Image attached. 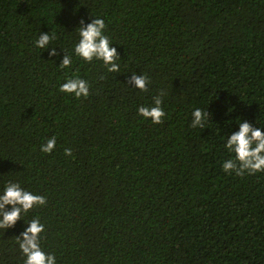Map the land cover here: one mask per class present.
Masks as SVG:
<instances>
[{"label": "trees", "instance_id": "1", "mask_svg": "<svg viewBox=\"0 0 264 264\" xmlns=\"http://www.w3.org/2000/svg\"><path fill=\"white\" fill-rule=\"evenodd\" d=\"M93 16L118 73L72 54ZM40 31L69 68L34 47ZM73 74L87 97L59 91ZM154 96L159 124L136 111ZM240 118L264 128V0H0V188L46 198L22 219L44 224L56 264H264V172L221 170ZM24 222L0 229V264H23Z\"/></svg>", "mask_w": 264, "mask_h": 264}, {"label": "clouds", "instance_id": "2", "mask_svg": "<svg viewBox=\"0 0 264 264\" xmlns=\"http://www.w3.org/2000/svg\"><path fill=\"white\" fill-rule=\"evenodd\" d=\"M77 28L79 38L73 46L72 54L86 63L93 60L100 61L107 72L118 73L120 55L105 34L104 20L94 17L90 22L85 23L81 19ZM53 39L54 37L49 32L40 31L33 42L34 47L46 50L50 57H59L58 66L60 68H69L72 55L66 54L62 48L51 47L50 43ZM148 83L149 79L145 74H132L129 80L130 87L140 91H145ZM59 91L72 94L77 98L87 97L89 84L85 79L73 74L67 76L65 82L60 84ZM162 103L161 96H154L151 105H141L136 109L137 114L153 124H159L165 116L164 109L161 107ZM209 114L207 110L194 108L191 112L190 127L203 128ZM237 125L235 131L226 134L224 147L233 155L221 162V170L226 174L234 172L238 176L245 172L248 174L264 172V128L256 127L241 118ZM55 145L56 137H50L40 145V151L50 153ZM64 154L70 156L71 150L65 149ZM45 203L44 196L23 188L19 182L6 181L0 188V229L11 228L18 220L24 222L23 214L34 206H42ZM25 225L23 231L16 236V243L23 256V264H56V257L50 252H45L40 244L44 224L38 217H35Z\"/></svg>", "mask_w": 264, "mask_h": 264}]
</instances>
